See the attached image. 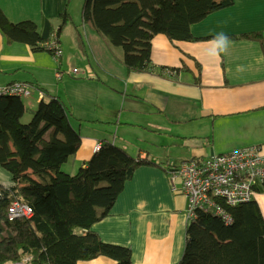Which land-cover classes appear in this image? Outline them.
<instances>
[{
	"label": "crops",
	"instance_id": "0c3cea01",
	"mask_svg": "<svg viewBox=\"0 0 264 264\" xmlns=\"http://www.w3.org/2000/svg\"><path fill=\"white\" fill-rule=\"evenodd\" d=\"M66 3L0 0V8L12 22L32 20L41 27L43 17L57 18ZM67 26L61 31V61L45 50L9 42L0 29V86L15 81L34 85L25 104L33 113L40 101L51 97L66 105L82 136L79 150L62 167L68 173L85 165L102 142L158 162L161 166H141L134 172L110 214L92 230L105 242L130 246L134 264L177 263L184 252L188 222L186 197L181 188L172 190L170 170L186 160L242 147L259 146L264 151V0H233L231 6L191 26L199 38L195 41L156 35L155 72L127 70L123 49L88 24L80 26L82 47L76 24L70 30ZM249 33L261 38L239 37ZM220 34L228 38L226 48ZM161 67H174L179 75L172 78L161 73ZM60 68L63 76L58 79ZM71 68L80 75L72 76ZM0 183H13L11 173L1 165ZM256 199L264 215V193ZM20 263L24 261L16 264ZM115 263L106 256L78 262Z\"/></svg>",
	"mask_w": 264,
	"mask_h": 264
},
{
	"label": "trees",
	"instance_id": "16d2710c",
	"mask_svg": "<svg viewBox=\"0 0 264 264\" xmlns=\"http://www.w3.org/2000/svg\"><path fill=\"white\" fill-rule=\"evenodd\" d=\"M71 1L54 18L59 23L43 17L41 27L32 20L12 22L0 8V29L9 42L25 43L34 50H45L40 43L56 33L63 57L64 27L76 24V37L85 47L80 26L88 24L123 49L127 70L155 72L156 35L198 40L191 26L233 4V0H84L82 21L77 24L69 10ZM239 37L260 39L261 35ZM25 112L22 97L0 96V165L13 180L10 186L0 183V264L23 262L26 256H31L27 264H78L100 256L115 264H134L130 246L105 242L92 227L110 214L139 167L161 165L102 142L77 173H68L62 167L79 150L82 136L66 105L55 97L43 99L28 123L22 121ZM256 189L264 193V186ZM14 200L30 205L34 216L10 221L8 210ZM219 202L232 214L233 224L199 212L188 223L183 255L174 264H264V215L257 199L235 206Z\"/></svg>",
	"mask_w": 264,
	"mask_h": 264
},
{
	"label": "built area",
	"instance_id": "2783aa9c",
	"mask_svg": "<svg viewBox=\"0 0 264 264\" xmlns=\"http://www.w3.org/2000/svg\"><path fill=\"white\" fill-rule=\"evenodd\" d=\"M40 46L61 61L63 49L56 33L48 41L40 43ZM70 73L74 76L80 75L77 68L71 69ZM162 73L168 76L178 74L176 68L166 67ZM62 76L63 71L58 69L56 77ZM35 89L29 82L15 81L0 86V96L28 98ZM43 95L40 91V97ZM100 148L101 143H97L94 152ZM179 178L181 184L177 183ZM170 184L174 192L181 188L186 197L188 223L196 220L199 212H203L218 216L227 225H231L234 218L219 200L229 206H235L257 198V186H264V151L259 146H247L208 158L183 161L170 172ZM33 216V208L19 200H14L8 210L10 221L22 217L31 219ZM30 259L31 257L24 259V263Z\"/></svg>",
	"mask_w": 264,
	"mask_h": 264
},
{
	"label": "rangeland",
	"instance_id": "374dc122",
	"mask_svg": "<svg viewBox=\"0 0 264 264\" xmlns=\"http://www.w3.org/2000/svg\"><path fill=\"white\" fill-rule=\"evenodd\" d=\"M84 3V0H72V3H71V14L73 16V20L75 23L79 24L81 23L82 21V16H81V9H82V4ZM74 26V25H73ZM72 24H69L67 26V28L70 30L73 28ZM72 69V68H71ZM172 69H175L174 67H172ZM179 74L176 73V75L174 76H170L172 78H177ZM23 101L24 103L28 104L30 99H27V98H23ZM32 107L29 106L28 109H26V112H25V116L23 118V122L24 123H28L31 119H32V116H33V111H32ZM77 172H73V174H75ZM177 183L178 184H181V179H177ZM187 216V215H186ZM7 264H11V263H7ZM24 264H27L26 262Z\"/></svg>",
	"mask_w": 264,
	"mask_h": 264
},
{
	"label": "clouds",
	"instance_id": "9594fccd",
	"mask_svg": "<svg viewBox=\"0 0 264 264\" xmlns=\"http://www.w3.org/2000/svg\"><path fill=\"white\" fill-rule=\"evenodd\" d=\"M227 40L228 38L223 35V34H220V41H221V44L225 46V48L227 47Z\"/></svg>",
	"mask_w": 264,
	"mask_h": 264
}]
</instances>
